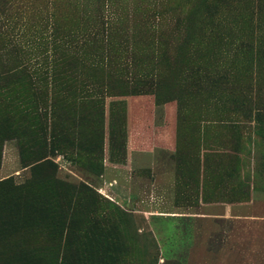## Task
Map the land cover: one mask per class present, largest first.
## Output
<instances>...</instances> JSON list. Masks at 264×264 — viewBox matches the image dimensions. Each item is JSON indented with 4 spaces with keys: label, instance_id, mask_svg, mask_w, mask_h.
<instances>
[{
    "label": "rangeland",
    "instance_id": "rangeland-1",
    "mask_svg": "<svg viewBox=\"0 0 264 264\" xmlns=\"http://www.w3.org/2000/svg\"><path fill=\"white\" fill-rule=\"evenodd\" d=\"M0 264H264V0H0Z\"/></svg>",
    "mask_w": 264,
    "mask_h": 264
}]
</instances>
